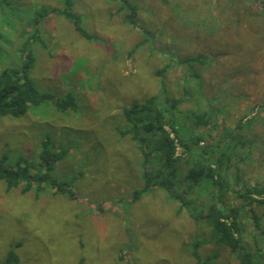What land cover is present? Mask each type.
<instances>
[{"label":"rangeland","instance_id":"1","mask_svg":"<svg viewBox=\"0 0 264 264\" xmlns=\"http://www.w3.org/2000/svg\"><path fill=\"white\" fill-rule=\"evenodd\" d=\"M128 1L136 7L137 27L122 22L126 12L114 14L118 3L113 0H73V11L92 39L83 37L67 19L52 16L40 27L42 46L32 43L35 16L41 9H63L65 0H0V74L20 66L19 48L30 38L36 58L30 78L36 88L55 100L71 94L78 105L76 111L61 113L53 101H46L26 116L0 117V160L7 158L6 167L21 162L33 174H42L38 157L41 142L47 139L63 155L48 177L67 182L77 192L76 200L56 194L49 185L40 196L35 190L23 194L21 187L8 192L0 180V264L12 250L20 264H198L189 250L194 241L209 238L205 226L186 213L177 216L179 203L165 192L132 201L144 185L143 157L131 136L122 134L128 124L125 109L160 95L163 82L174 98L184 87L195 92L196 82H186L179 57L207 54L212 68L205 76H212L214 85L219 82L226 90L230 87L223 82L226 72H239L244 63L257 70L242 88L247 91L245 98L242 92L230 94L242 99L235 98L226 127L211 137L189 124L187 114L194 111L193 104L179 107L183 132L204 136L200 149L191 150L196 158L189 156L190 165L201 159L200 150L206 145L225 147L228 131L239 123L251 138L264 131L260 107L264 103V15L254 16L249 9L260 12L264 0ZM137 43L141 45L135 49ZM167 66L164 79L157 77L156 72ZM215 94L210 92L211 97ZM248 149L242 150L244 177L250 187H264V149H254L252 157L245 155ZM176 153L183 155L181 147ZM237 203L234 200L232 205ZM241 212L248 250L254 253L252 215L248 208ZM257 213L264 215V210L259 207ZM227 251L212 244L203 246L199 255L204 262L222 252L217 264H241L243 258ZM122 252L124 261L119 259ZM252 264H264V256L255 255Z\"/></svg>","mask_w":264,"mask_h":264},{"label":"trees","instance_id":"2","mask_svg":"<svg viewBox=\"0 0 264 264\" xmlns=\"http://www.w3.org/2000/svg\"><path fill=\"white\" fill-rule=\"evenodd\" d=\"M113 1L118 3L114 14L121 15L126 12L125 17L122 16V22L137 27L136 7L128 0ZM73 7V0H65L63 9H41L34 19L36 27L35 33L32 35V43L39 42L44 46L39 34L40 27L45 20L52 16H61L67 19L78 33L87 39H92V35L85 30L80 15L73 11ZM262 8L259 12L249 7L254 16L264 15V8ZM258 38L259 41H262L261 36ZM28 39L30 38L25 39L19 48L20 66L4 69L0 74V117L26 116L34 107L46 101H53L61 113L76 111L78 105L75 96L69 94L62 100H55L51 94L42 93L36 88L30 78L36 58L31 50V41ZM145 41L141 42L142 45L146 44ZM138 44H135V49L139 47ZM135 49L129 51V58ZM207 59V54L181 56L177 59L186 71L184 77L186 82H196L195 92L184 87L182 94L174 98L171 97L172 95L163 82V91L160 93H164L165 97H162L161 94L151 95L125 109L128 124L122 134L131 136L143 157L144 185L134 192L132 201H139L146 194L161 189L172 201L179 203V207L175 211L177 216L186 213L197 225L205 226L209 238L194 241L193 249L189 250L198 264H217L218 259H221L224 249L220 255L219 252H215L204 262L201 260L199 251L203 246L212 244L228 249L229 251L226 252L228 255H238L243 258L241 264H252V257L255 255L264 256V215L257 213L259 207L264 210V187L259 184L250 187L249 181L244 177L245 169L241 165L244 158H241L244 156L242 150L245 147L246 149L249 147L248 153L245 155L250 157L253 156L254 149H264V137L261 136L264 131L251 138L247 134L246 128L239 123L235 132L228 131L229 136L227 137L228 141L225 140V147L206 145L200 150L201 159L190 165L192 163L189 162V156L196 158L195 151L191 150L193 147L195 150L200 149V142L203 141L204 136L190 132L193 134L191 136L183 132L178 109L183 104H193L194 111L187 114L189 124L193 129L211 137L212 132L220 130L221 126H225L224 121L227 122V118L231 117V106L235 104V98L239 97L230 94L242 92L245 98L247 91H243L242 88L244 85H248V81L254 77L257 70L254 66L244 63L237 68L240 70L239 72H233L234 70L230 73L226 72L223 82H229L230 85L226 90L221 87L219 82L214 85L212 76L209 79L205 76L204 72L212 68ZM168 70L169 66L164 67L156 72V76L163 78ZM217 71L219 74L221 69ZM209 73L218 79L219 76H215V71ZM237 78L239 81L236 80ZM212 82H214L213 86H211ZM196 90L199 93L195 95ZM212 90L213 93L216 92L214 97L210 96ZM260 107L264 109V103ZM181 114L183 113L181 112ZM170 133L173 134V137ZM178 147H181L183 151L182 156L176 155ZM218 149L221 150L218 151ZM62 158V153L55 152L49 140H42L38 157L40 167L44 170L42 174H33L21 162L14 168H8L6 167L7 158L4 156L0 160V180L5 181L8 192L21 187L23 194L35 190L36 195L40 196L44 188L49 185L56 194L76 200L77 192L70 184L48 177L54 165ZM151 164H156L154 170L150 168ZM234 200L240 203L232 205ZM245 208L250 210L252 217L249 216V218L253 220L255 227V233L251 234L255 245L254 253L248 250V243L244 236L246 223L241 220L243 217L241 211ZM125 256L126 254L122 252L120 261H124ZM226 259L228 261V257ZM227 263L230 264L229 261ZM2 264H20V260L12 250Z\"/></svg>","mask_w":264,"mask_h":264},{"label":"crops","instance_id":"3","mask_svg":"<svg viewBox=\"0 0 264 264\" xmlns=\"http://www.w3.org/2000/svg\"><path fill=\"white\" fill-rule=\"evenodd\" d=\"M155 192H164V191H155ZM155 192H153V193H155ZM119 209H121V207H119ZM119 209H118V210H119Z\"/></svg>","mask_w":264,"mask_h":264},{"label":"clouds","instance_id":"4","mask_svg":"<svg viewBox=\"0 0 264 264\" xmlns=\"http://www.w3.org/2000/svg\"><path fill=\"white\" fill-rule=\"evenodd\" d=\"M168 129V128H167ZM168 131H170V129L168 130ZM173 134H171V136H172ZM177 154V153H176ZM179 156V155H178Z\"/></svg>","mask_w":264,"mask_h":264},{"label":"bare ground","instance_id":"5","mask_svg":"<svg viewBox=\"0 0 264 264\" xmlns=\"http://www.w3.org/2000/svg\"><path fill=\"white\" fill-rule=\"evenodd\" d=\"M171 135V134H170Z\"/></svg>","mask_w":264,"mask_h":264}]
</instances>
